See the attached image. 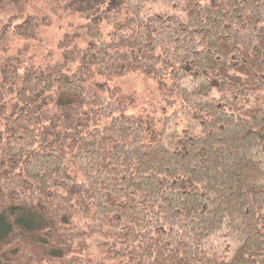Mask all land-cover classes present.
Here are the masks:
<instances>
[{
  "label": "trees",
  "instance_id": "16d2710c",
  "mask_svg": "<svg viewBox=\"0 0 264 264\" xmlns=\"http://www.w3.org/2000/svg\"><path fill=\"white\" fill-rule=\"evenodd\" d=\"M54 1L85 23L43 68L53 18L0 0V264H264V0ZM135 74L172 78L194 129L155 141Z\"/></svg>",
  "mask_w": 264,
  "mask_h": 264
},
{
  "label": "rangeland",
  "instance_id": "374dc122",
  "mask_svg": "<svg viewBox=\"0 0 264 264\" xmlns=\"http://www.w3.org/2000/svg\"><path fill=\"white\" fill-rule=\"evenodd\" d=\"M28 2L26 6L28 12L35 15L51 16L54 27L44 29L39 36L40 40L30 44V51L25 56L24 67H56L62 63V53L58 49V45L66 33L73 32V29L69 28L70 24L81 26L85 22L70 16L65 9L53 12V9L57 7L54 0H28ZM103 30L108 35L112 29L105 24ZM24 45H26L24 42H11V54L16 53L18 48L24 49ZM123 82L126 89L136 95L132 104V112L138 116L153 118L157 122L151 134L155 141L161 139L171 142L176 137L183 135L186 129H194L192 116L186 117L183 114L184 102L182 98L177 95L165 94L167 88L169 90L173 85L172 78L165 79L164 84L167 88L161 87L155 78L143 74L129 75ZM180 86L190 90L195 87L190 81H184ZM107 243L98 236L93 237L88 242L90 249L86 254L92 259L102 257L108 250ZM209 247L219 256L224 255L227 257L226 259H229L237 245L229 233L223 232L212 239Z\"/></svg>",
  "mask_w": 264,
  "mask_h": 264
}]
</instances>
